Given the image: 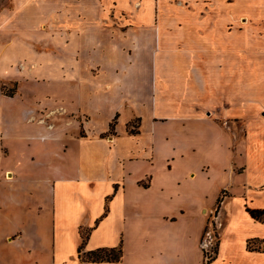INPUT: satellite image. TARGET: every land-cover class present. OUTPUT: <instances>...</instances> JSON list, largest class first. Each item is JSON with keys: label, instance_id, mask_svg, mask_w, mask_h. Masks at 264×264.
<instances>
[{"label": "crops", "instance_id": "0c3cea01", "mask_svg": "<svg viewBox=\"0 0 264 264\" xmlns=\"http://www.w3.org/2000/svg\"><path fill=\"white\" fill-rule=\"evenodd\" d=\"M8 1L0 9V264H202L210 168L198 159L196 126H208L215 153L228 157L220 169L233 189L218 186L214 204L226 190L223 201L239 199L247 221L260 223L247 210L264 212V123L255 104L217 119L208 110L226 86L242 87L239 39L257 32H241L240 22L264 25V0H243L246 13L235 11L241 0ZM120 136L136 146L113 153ZM242 240L264 256V247H246L264 238ZM118 246L120 262L82 258Z\"/></svg>", "mask_w": 264, "mask_h": 264}, {"label": "rangeland", "instance_id": "374dc122", "mask_svg": "<svg viewBox=\"0 0 264 264\" xmlns=\"http://www.w3.org/2000/svg\"><path fill=\"white\" fill-rule=\"evenodd\" d=\"M8 0H0V9L7 8L9 6ZM137 10H143L144 8L148 10V5H143L140 8V4L135 7ZM134 9V10H136ZM236 12L246 13V8L244 7V1L241 0L238 2L235 7ZM256 27V34H248L242 35L241 47L244 55L242 56L240 61V71L235 75V80L239 81L242 85L239 89L226 88L220 92L222 94L225 93V96L222 95L219 98H214L215 104L214 107L208 110V115L216 116L219 111L225 110L229 107L236 106V108H240L242 112L246 111L249 105L255 104L256 107H252L251 110L255 114V118L257 121H262L264 123V55L263 53L260 56L259 54L264 50V41L259 40L264 34V25L251 26L246 18H242L240 22V31L243 32L247 30V28ZM258 34V35H257ZM238 42V37H236L235 44ZM254 45H256L257 50ZM250 60V62H249ZM20 67H23L20 65ZM24 69V68H21ZM250 86V87H249ZM10 85L8 87H3V91L8 93ZM212 99V98H211ZM222 102H221V101ZM225 100V101H224ZM224 101V102H223ZM220 105H217V104ZM212 113V114H211ZM100 123V122H99ZM239 126L241 128V134L243 133L244 123L245 121L239 120ZM130 127L136 128L137 122H131ZM222 125H224L222 123ZM82 134L83 130L81 129ZM195 133L202 140L201 152L203 153L199 156V161L204 162V164H208L209 166V181H208V194L207 199L205 200L208 204L207 210V222L203 231L207 228H211L214 231L215 239L213 241V247H215V251L211 255L206 257H210L206 260L204 255V250L201 249L203 245L202 236L203 231L199 240V247L202 254V264H264V256L249 253L244 251L242 239L244 236L254 235L260 236L264 238V221H260V223H255V225L249 223L244 216L243 210L240 205V200L234 197L229 198L228 200H222L220 202L222 214H219L218 217L215 216L216 205L213 200V193L224 183V185H228L233 189V183L230 179V176L225 172L222 173L223 169H220L221 162L227 161V159L222 160L221 151L215 153L216 148L214 143L211 144L209 142L213 136L211 129L208 126H196ZM207 142V143H206ZM215 142V141H213ZM89 145L96 144L95 141H88ZM216 143V142H215ZM98 144V143H97ZM211 144V145H209ZM136 146V141H129L128 138L124 136H120L119 145H115L113 148L114 152L125 153L128 149H131ZM229 155V154H227ZM110 160V156H108ZM221 197L228 195L229 193L224 190L220 192ZM223 199V198H222ZM224 211V213H223ZM221 215V216H220ZM83 233V232H82ZM221 242V243H220ZM222 248V251L218 253V250ZM250 249H259L263 252V245L258 244L257 242H250ZM212 249V248H211ZM212 251V250H211ZM195 264H198L197 262Z\"/></svg>", "mask_w": 264, "mask_h": 264}, {"label": "trees", "instance_id": "16d2710c", "mask_svg": "<svg viewBox=\"0 0 264 264\" xmlns=\"http://www.w3.org/2000/svg\"><path fill=\"white\" fill-rule=\"evenodd\" d=\"M9 94H12V92H10ZM111 126V125H110ZM131 132H133V130H130ZM221 195L218 197V199L216 200V205L219 206L220 202L222 201L221 199ZM247 212L249 213V215L256 219V220H260V221H264V212L263 211H257V210H247ZM88 234V232H87ZM84 235V237L82 238V243L80 244V246L78 247V251H81L83 249V242L84 239L86 238V235ZM255 242L257 240H254ZM250 242L247 241L246 243V247L247 249L250 250V246H249ZM215 251V250H214ZM122 257V249L120 246L118 247H113V248H100V249H96L93 251H88L83 253L82 258L84 259V261L86 262H112V263H117L120 262Z\"/></svg>", "mask_w": 264, "mask_h": 264}, {"label": "built area", "instance_id": "2783aa9c", "mask_svg": "<svg viewBox=\"0 0 264 264\" xmlns=\"http://www.w3.org/2000/svg\"><path fill=\"white\" fill-rule=\"evenodd\" d=\"M223 198V197H222ZM221 198V199H222ZM223 200V199H222ZM216 205V204H215ZM221 210V205L219 204V206L216 205V209H215V216L217 217L218 216V213L219 211ZM213 229H205L203 232V236H202V241H203V245L201 246V249L204 250V255L205 257L206 256H209V254L211 255V252L213 253L214 252V248L216 247H213V241L215 239V236L213 235L214 232ZM212 248V249H211ZM212 250V251H211ZM210 257H206V260H208Z\"/></svg>", "mask_w": 264, "mask_h": 264}]
</instances>
